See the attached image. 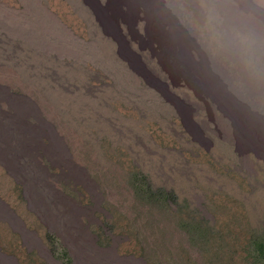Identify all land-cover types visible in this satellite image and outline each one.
<instances>
[{"label": "rangeland", "instance_id": "1", "mask_svg": "<svg viewBox=\"0 0 264 264\" xmlns=\"http://www.w3.org/2000/svg\"><path fill=\"white\" fill-rule=\"evenodd\" d=\"M163 1L237 113L189 72L156 66L142 15L117 36L151 80L103 48L117 37L87 0H0L1 43L33 54L25 73L0 64V131L20 142L13 117L26 101L22 124L39 129L0 158V264H264L252 246L264 243V152L232 125L264 127V35L233 20L264 21V0Z\"/></svg>", "mask_w": 264, "mask_h": 264}, {"label": "bare ground", "instance_id": "2", "mask_svg": "<svg viewBox=\"0 0 264 264\" xmlns=\"http://www.w3.org/2000/svg\"><path fill=\"white\" fill-rule=\"evenodd\" d=\"M166 2L171 3L168 0ZM244 2L246 1L244 0ZM239 5L240 4H238V7ZM87 7L90 13L100 21L103 30L117 37V43L114 45V49L101 42L103 48L109 52L118 53L119 56L129 64L132 62L142 71L144 78L151 80V73L149 70L136 63L135 57H133V54L129 51L125 42L117 36L119 25L123 26L124 24L127 26L141 19V15L146 27V50L154 58L156 66L158 67L159 65L168 75H173L176 70L183 74L184 70L189 72L191 75L195 76V78H193L194 83L200 84L204 90H206L205 87L211 88L212 91L214 89L217 101L226 103L234 113L238 112V109L232 104L234 98L227 90V79L221 72L215 69L214 63L211 58H209L208 54L195 50L192 41L184 37V32L167 15L163 0H102V5L95 4L94 0H87ZM240 9L243 13H246L243 6L240 5ZM0 10L6 15L10 13L2 4H0ZM247 14L248 15H243L242 20L235 17L233 20L242 30L246 31L249 29V31H255L264 35V21L258 19L257 16H253L251 12ZM98 40L100 41L101 38ZM151 45H156L157 47V51L153 55ZM233 47H236V44H234ZM232 54L235 56L237 51L232 49ZM29 57L33 58V54L28 51L18 52L14 47L5 46L0 41V64L9 63L11 67L6 64L8 66L7 70L15 67L19 72L25 73V69L21 64L30 61L28 59ZM238 62L236 61V64ZM5 92L6 88L1 86L0 96H3ZM235 94L236 92L234 95ZM226 104H224V106ZM31 110H33V105L27 101L23 103L21 107L15 108V117H13L15 121L14 131L19 136H24L17 145L11 142L9 131L7 134L4 131L3 133L0 131V158L12 160L21 154V149L30 147L27 146L25 142H28L31 146L35 143L36 131H39V129L29 128L22 124L23 113ZM232 118L233 128L236 133L239 134L241 144L244 145L245 148H248L250 145V147H256L257 150L264 152L263 124H260L261 122L259 123L257 121L258 119L255 120L256 118L252 119L253 117L251 118L249 116ZM54 144L57 150V156L62 157V151L58 148L57 140H54ZM27 154L31 165H33L28 152Z\"/></svg>", "mask_w": 264, "mask_h": 264}, {"label": "trees", "instance_id": "3", "mask_svg": "<svg viewBox=\"0 0 264 264\" xmlns=\"http://www.w3.org/2000/svg\"><path fill=\"white\" fill-rule=\"evenodd\" d=\"M252 246L256 251L257 255L263 256L264 255V243L262 241L256 240L252 241Z\"/></svg>", "mask_w": 264, "mask_h": 264}]
</instances>
